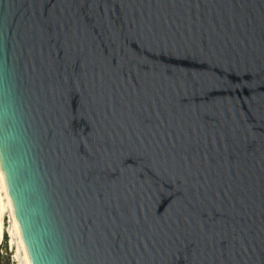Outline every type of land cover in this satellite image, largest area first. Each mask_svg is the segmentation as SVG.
I'll use <instances>...</instances> for the list:
<instances>
[{"label": "water", "instance_id": "95a60500", "mask_svg": "<svg viewBox=\"0 0 264 264\" xmlns=\"http://www.w3.org/2000/svg\"><path fill=\"white\" fill-rule=\"evenodd\" d=\"M0 164L31 264H264V0H0Z\"/></svg>", "mask_w": 264, "mask_h": 264}, {"label": "bare ground", "instance_id": "6f19581e", "mask_svg": "<svg viewBox=\"0 0 264 264\" xmlns=\"http://www.w3.org/2000/svg\"><path fill=\"white\" fill-rule=\"evenodd\" d=\"M9 211L11 225L9 227V232L11 235V243L16 239L17 242V255H21L18 264H31L30 257L26 248V245L23 240L21 229L17 218L15 216V211L10 197L5 176L0 164V235L2 236L5 228L3 224L2 215ZM15 242V241H14Z\"/></svg>", "mask_w": 264, "mask_h": 264}, {"label": "rangeland", "instance_id": "374dc122", "mask_svg": "<svg viewBox=\"0 0 264 264\" xmlns=\"http://www.w3.org/2000/svg\"><path fill=\"white\" fill-rule=\"evenodd\" d=\"M1 218V217H0ZM5 231L0 235V264H18L21 255H17V242L16 239L11 243V235L9 232L10 214L6 211L2 215Z\"/></svg>", "mask_w": 264, "mask_h": 264}]
</instances>
